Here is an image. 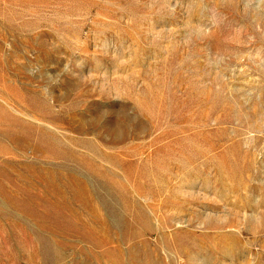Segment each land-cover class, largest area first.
<instances>
[{
    "label": "rangeland",
    "instance_id": "obj_1",
    "mask_svg": "<svg viewBox=\"0 0 264 264\" xmlns=\"http://www.w3.org/2000/svg\"><path fill=\"white\" fill-rule=\"evenodd\" d=\"M0 264H264V0H0Z\"/></svg>",
    "mask_w": 264,
    "mask_h": 264
}]
</instances>
